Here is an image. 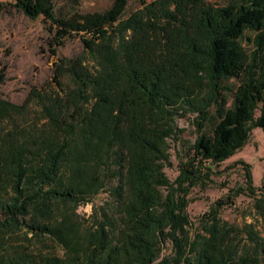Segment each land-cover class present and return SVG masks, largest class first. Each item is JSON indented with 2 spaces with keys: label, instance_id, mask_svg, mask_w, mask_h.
Masks as SVG:
<instances>
[{
  "label": "trees",
  "instance_id": "1",
  "mask_svg": "<svg viewBox=\"0 0 264 264\" xmlns=\"http://www.w3.org/2000/svg\"><path fill=\"white\" fill-rule=\"evenodd\" d=\"M137 1L126 14L129 0L84 13L11 0L44 20L52 54L78 36L92 65L60 57L61 94L0 99V122L30 100L45 120L36 134L0 133V264H264V232L220 215L243 194L264 226V176L254 185L248 164L243 186L194 220L187 212L192 189L212 183L252 129L264 132V0ZM187 115L196 136L174 165L168 140ZM106 185L103 204L80 216Z\"/></svg>",
  "mask_w": 264,
  "mask_h": 264
},
{
  "label": "rangeland",
  "instance_id": "2",
  "mask_svg": "<svg viewBox=\"0 0 264 264\" xmlns=\"http://www.w3.org/2000/svg\"><path fill=\"white\" fill-rule=\"evenodd\" d=\"M208 1L224 3L225 0ZM111 2L112 0H53L56 11L61 13L102 11ZM10 3L11 0H0V70L4 72V80L0 84V99L21 106L33 90L49 95L61 94V90L55 84L54 74V63L58 58L81 55L86 59L87 65H92V61L84 52L80 38L78 36L67 38L56 53L52 54L49 47L50 36L44 20L40 17L30 19L11 7ZM138 7L137 0H129L125 13L128 14ZM252 35V32L245 30L239 39L240 47L246 54L250 52ZM64 81L70 83L67 78ZM44 124L45 120L40 118L36 101L30 100L23 114L0 122V133L6 135L22 131L27 135L36 134L42 131ZM175 124L177 140H168L174 165L176 155L178 153L182 155L196 136L193 116L178 118ZM241 161L249 165L253 183L259 186L264 176V132L260 128L252 129L246 144L215 167V174L211 177L212 183L204 189L199 187L192 189L187 212L193 220L207 211L214 201L223 198L229 188L244 185ZM166 173L172 180L177 174L175 166L166 169ZM108 186L106 185L91 201L80 204L76 209L78 214L87 218L94 207L103 204L108 195ZM220 215L223 219L238 224L254 222L256 228L264 232L261 218L254 213L252 199L246 195L236 196L232 205L221 209Z\"/></svg>",
  "mask_w": 264,
  "mask_h": 264
}]
</instances>
